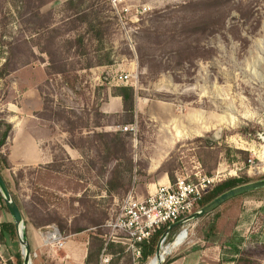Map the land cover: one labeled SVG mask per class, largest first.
Wrapping results in <instances>:
<instances>
[{"label":"rangeland","instance_id":"1","mask_svg":"<svg viewBox=\"0 0 264 264\" xmlns=\"http://www.w3.org/2000/svg\"><path fill=\"white\" fill-rule=\"evenodd\" d=\"M70 1L0 0V67L7 64L0 120L12 124L1 174L21 205L32 264H59L32 249L34 229L57 228L66 237L80 228L94 233L92 249L99 247L123 197L146 194L162 171L174 181L219 176L216 185L264 179V0ZM209 18L221 19L220 32L191 29ZM106 54L112 64H100ZM125 74L129 82L120 81ZM118 86L135 89V113L97 116ZM102 131L126 134L134 163L117 190L107 186L116 162L105 163L93 136ZM161 159L148 174L150 162ZM228 202L248 213L253 235L264 232V188L218 208ZM12 221L4 200L0 264H16L18 252L24 259L17 230L2 232ZM255 250L264 254V247ZM114 254L115 264H134L118 247Z\"/></svg>","mask_w":264,"mask_h":264},{"label":"crops","instance_id":"2","mask_svg":"<svg viewBox=\"0 0 264 264\" xmlns=\"http://www.w3.org/2000/svg\"><path fill=\"white\" fill-rule=\"evenodd\" d=\"M143 105V101L136 98L137 113L144 112ZM101 110L105 114L123 113L122 98L109 96L101 105ZM163 160L155 164L150 162L148 174L161 168ZM154 180L155 182L148 184L147 193L149 190L155 192L160 185L171 182L168 173L164 171ZM249 221L248 213H242L239 204L228 202L186 225L175 226L172 230L179 228L178 234L187 228L189 237L182 242L183 236H180L170 245L164 246L161 252L164 257L171 251L167 259L164 258V262H167L166 264H256L257 262L264 264V254H259L255 250L256 246L264 247V232L253 235L256 229ZM50 231L34 229L30 233L32 249L41 256H54L59 264H88L87 258L92 249L94 233L82 231L70 234L66 236L65 246L59 248L53 243H47V233ZM113 255L110 264L116 260V255ZM100 257L101 254L98 258L99 264H101ZM118 261H121L120 258ZM138 264H144L142 258Z\"/></svg>","mask_w":264,"mask_h":264},{"label":"built area","instance_id":"3","mask_svg":"<svg viewBox=\"0 0 264 264\" xmlns=\"http://www.w3.org/2000/svg\"><path fill=\"white\" fill-rule=\"evenodd\" d=\"M114 3L116 4V1ZM146 10L145 8L144 11ZM130 77L132 76L128 74L121 75L120 81L129 82ZM123 130L132 131L134 127L125 126ZM195 176L196 179L189 175L178 177L175 182L160 185L155 192L149 190L146 195H139L135 190L129 191L123 197L119 208L103 225L104 248L100 263H111L114 255L108 252V246L113 243L124 246L125 252L130 254L134 264H138L143 255V245L149 242L155 233L163 227L169 228L170 225L200 209V202L216 185L219 176ZM180 236H183L182 242L187 239L188 229H183L176 239ZM47 243L62 248L65 246L66 237L55 228L47 233Z\"/></svg>","mask_w":264,"mask_h":264},{"label":"trees","instance_id":"4","mask_svg":"<svg viewBox=\"0 0 264 264\" xmlns=\"http://www.w3.org/2000/svg\"><path fill=\"white\" fill-rule=\"evenodd\" d=\"M213 1L214 3H217V6L222 4L220 3V0H213ZM70 2L72 3L74 2V0H71ZM221 26H222L221 19L219 20L215 18L214 19L209 18V19L202 21L199 24L193 25L191 29L192 30H202L203 32L214 34V33L220 32L222 28ZM94 27L95 25H92L91 29L93 30ZM97 32L98 33L96 35L102 38L103 29H98ZM103 58H105L107 62L100 63V64H112L113 61L110 59L109 54H106V56H104ZM6 73H7V64L4 65V67L2 68L0 67V76H4ZM114 95L120 96L122 98L123 105H124V111L131 112L132 114L135 113V89L132 86H118L115 89ZM97 116H104V113L101 110H97ZM131 123H133V121ZM4 125L6 126L5 129H3ZM11 125H12L11 123H6L0 120V152L2 150V147L7 143V138L11 130ZM97 126H100V125L98 124ZM125 135L126 134H124L122 131H117V132L102 131V132L93 133V136L98 137L101 141V144L105 148V152H106L105 163H110L112 161L116 162L113 168L110 169V173L113 175V177L107 182V186L110 191L117 190L124 186L125 175L129 174V172L132 171L133 166H134L132 157L128 153V146L124 140ZM72 145H75V144L72 143ZM122 160H124L123 161L124 163H121ZM1 163L5 166L7 163L5 162V160L0 159V171L2 173ZM124 164H125V168L120 169V167L123 166ZM168 174H169V178L171 182H175L173 176L169 172ZM248 182L249 180H244L242 178H230V179L223 181L222 183L217 184L211 191H209V193H207L204 196L203 200L199 204V208H202L203 206L208 204L210 201H212L213 199H215L217 196L224 193L225 191L233 187L239 186L241 184L248 183ZM6 183L8 185V188H10V183L7 180H6ZM14 199L18 203L20 209H22L19 201L15 198V196H14ZM0 202L4 204V198H3L1 191H0ZM1 228H2V232L9 233L11 236H16V228H15L14 221L4 222ZM167 229H168V226L163 227L162 229H160L157 233L153 235L152 239L149 242L143 245L142 262L144 264L148 263L149 260L155 256L157 243ZM81 231L82 229L78 228L75 230V233L81 232ZM173 231L174 230H171L167 239L170 237ZM94 237L95 235H92V238ZM99 240L101 241V244L99 245V247L95 246L94 249H91L89 252V255L87 258L88 264H91V263L99 264L98 258L102 252V249L104 248V239L101 238ZM117 247L120 251H123V252L125 251L124 246L113 244V243L109 244L108 251L114 254L116 253ZM16 259H17L16 264H23L24 259L20 252L16 254ZM115 261L113 262V264H115ZM166 263L163 262V264H166ZM9 264H13V263L10 261Z\"/></svg>","mask_w":264,"mask_h":264},{"label":"water","instance_id":"5","mask_svg":"<svg viewBox=\"0 0 264 264\" xmlns=\"http://www.w3.org/2000/svg\"><path fill=\"white\" fill-rule=\"evenodd\" d=\"M220 134H221V130H218L217 136H220ZM261 188H264V179H261V180L255 181V182H248V183L233 187V188L225 191L224 193L220 194L219 196H217L215 199L210 201L208 204H206L202 208L194 211L192 214L188 215L187 217L183 218L182 220L170 225L168 230L159 239L158 244H157V248H156L155 256L150 261L149 264H162L163 263L164 258H162V254H161L162 249H163V243L165 241V238L167 237V234L172 230V228H174L175 226H179V225H186L190 221L197 220V219L209 214L210 212H212L213 210H215L216 208H218L219 206H221L225 202H227V201H229L235 197H238L240 195H244L246 193H249V192L261 189ZM0 191L2 192L5 203L9 209L10 214L12 215V218H13V221L15 224V228L17 230V233L19 234L20 242L23 245V255H24V263L23 264H32L31 246H30V243H29L28 238H27V232L23 229V227H24L23 213H22L18 203L13 198V196H12V194L8 188V185H7L3 175L1 174V171H0ZM154 259H156V260L154 261Z\"/></svg>","mask_w":264,"mask_h":264},{"label":"bare ground","instance_id":"6","mask_svg":"<svg viewBox=\"0 0 264 264\" xmlns=\"http://www.w3.org/2000/svg\"><path fill=\"white\" fill-rule=\"evenodd\" d=\"M163 244H164V243H163ZM161 254H162V253H161ZM162 258H165V257H164V254H162ZM155 260H156V259H154V261H155Z\"/></svg>","mask_w":264,"mask_h":264}]
</instances>
